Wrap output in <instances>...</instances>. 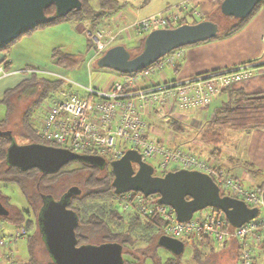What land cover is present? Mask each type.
Masks as SVG:
<instances>
[{"label": "built area", "instance_id": "1", "mask_svg": "<svg viewBox=\"0 0 264 264\" xmlns=\"http://www.w3.org/2000/svg\"><path fill=\"white\" fill-rule=\"evenodd\" d=\"M164 13L165 11L143 19L132 27L149 33L153 29L176 25L178 15L165 16ZM87 34L91 38L95 55H100L107 49V45L101 42L104 33H91L88 30ZM175 55H178L177 50L167 60L172 62ZM162 63H159L160 67ZM248 68L244 66L220 74L223 75L220 79L225 80L220 82L221 86L227 85L231 80L244 78ZM154 69L152 66L147 67L139 73L120 76L121 78L111 76L98 88L90 84L79 86L59 75V80L67 82L68 85L74 84L81 89L84 96L75 95L67 87L60 88L54 96L43 99L38 106L39 115L35 118L38 140L42 144L68 149L74 153L98 155L108 163L121 158L128 149L135 150L141 160L148 164V161L156 160L158 175L179 169L196 170L209 175L228 196L242 200L248 207H256L257 217L240 227H232L221 212L209 208V211L197 216L193 214L188 221L179 222L173 209L158 203L156 195L145 197L134 192L123 194V200H120L119 204L125 210L134 203L136 213L143 220L157 218L161 223V235L181 241H195L206 237L213 241L215 247L228 240H234L239 250L236 264H253L257 253L255 245L262 246L264 251L263 191L244 188L233 177L216 169L210 161L193 152L169 148L148 132L146 113L157 105L166 109L167 98L176 100L180 108L204 106L219 90L210 82L204 88L196 90L190 88V81L162 87H144L143 84L149 81L150 73ZM3 74L4 70L0 67V75ZM25 235L26 229L19 227L15 228L10 238L15 240ZM7 243L4 237H0V250L5 248ZM9 261L6 264H12Z\"/></svg>", "mask_w": 264, "mask_h": 264}, {"label": "water", "instance_id": "2", "mask_svg": "<svg viewBox=\"0 0 264 264\" xmlns=\"http://www.w3.org/2000/svg\"><path fill=\"white\" fill-rule=\"evenodd\" d=\"M263 0H222L219 8L223 16L242 19L252 13ZM54 6L55 16L63 17L71 10L81 8L80 0H0V49L19 36L39 25L50 23L54 16L45 10ZM218 26L209 20L195 24H181L174 28L151 30L144 38L142 50L130 56L122 45L106 49L98 58L97 66L128 75L151 66L173 50L213 39ZM11 140L6 150V162L22 171L37 169L43 174L57 172L70 161H80L98 167L105 160L98 155L79 154L68 149L42 143L17 144L10 131H0ZM113 175L111 186L114 193L128 192L143 196L157 195V202L169 206L179 222L188 221L192 215L205 208L221 212L232 227H240L257 217L258 209L248 207L242 200L221 195L213 179L196 170L179 169L155 175L153 167L142 161L135 150H126L121 158L109 163ZM73 186L63 201L49 200L41 209L37 222L44 244L54 264H123L121 246L117 243L99 245L76 244L77 216L66 205L71 195L80 194ZM8 211L0 203V216ZM157 244L173 255L183 252L181 240L161 235Z\"/></svg>", "mask_w": 264, "mask_h": 264}, {"label": "trees", "instance_id": "3", "mask_svg": "<svg viewBox=\"0 0 264 264\" xmlns=\"http://www.w3.org/2000/svg\"><path fill=\"white\" fill-rule=\"evenodd\" d=\"M80 2L81 8L79 10H71L63 17L55 16L54 6L48 7L45 10V14L47 16H54V18L50 23L39 25L38 27L49 26L61 22H88L90 27L95 29L99 22L102 21L103 23L104 16L115 14L123 7L126 0H80ZM262 4H264V0L255 5L256 7L253 9L252 13L242 19L229 17L230 23L228 25H217L218 31L214 38L226 37L238 31L249 17L253 15V12ZM204 20L210 21L211 19L205 18ZM195 23L197 22H188L184 17L179 19L178 25ZM21 36L10 44H14ZM144 38L138 39L136 45L133 47L132 50H135L136 54L142 50ZM8 45L0 49V51L7 50ZM90 47L93 50L92 44H88V48ZM102 54L103 52L100 56ZM51 61L61 68L68 69L78 65L80 58L75 54L63 52L59 47H56L52 50ZM158 61L159 60L155 63ZM4 69L7 70V63L4 64ZM142 70L131 74L139 73ZM117 75L124 76L119 73H117ZM62 84L63 81L61 80L35 79L34 76H31L16 88L6 91L0 98V102L7 99L9 100V98L13 96V99H15L19 94L22 95L21 93L26 92V94L38 96L37 105L39 106L43 99L49 97L47 95L49 91L54 90L56 92L60 89ZM227 94V101L213 109L211 117L202 123L195 133H193V136L187 135L188 130L186 126L188 124L172 115H169V119L165 121L166 128L173 133L175 137L181 139V143L189 142L190 144L193 139L199 142L200 149L201 146L208 147L209 157H217L220 155V147L226 143V136L229 132L243 134H247L253 130L264 132V93L247 94L241 89H231ZM14 102L11 103L12 108L10 105L11 110L14 108ZM29 112L30 110L28 109L21 112L19 125L17 127L18 131L27 143H40L37 140V130L30 123L31 118ZM156 112L158 113V110H156ZM9 117L10 116L0 121V131L8 130L7 125L9 123L8 121H10ZM12 132L13 131H11V136L13 141ZM10 142L11 140L8 135L0 134V182H14L20 185V189L29 201L30 210L34 213L35 230L37 229V234L33 236V239L31 236H28V247H30L31 251L28 259L19 264H54L45 247L37 218L42 209L40 194L52 193L51 188H53L56 178L59 177L60 174H63V171L43 174L37 169L22 171L17 167L8 165L6 162V150ZM176 148L180 147H175V149ZM187 149L188 151L190 150V152H195L192 147ZM201 151H198L197 156L201 157V154H203ZM80 164L84 168L83 170H86L85 168H87V165L83 162H80ZM244 166L248 170L249 165L244 164ZM78 172H80V170L70 171V173ZM88 173L87 176L81 177L80 181V185L84 191L74 198L76 200L75 215L77 216V226L75 228L76 244L99 245L103 243H117L121 246L123 264H145L147 260H150L153 264H161V259L157 254V249L161 248L157 244V239L161 236L160 221L157 218H151L145 221L137 213V215L135 214V216L132 217L130 213H124L126 212L125 210L123 213H120L114 205L117 201L116 199L121 197V195L115 194L111 186L113 178L111 171L109 170L108 173H106L107 175L101 177L91 172ZM261 190L264 194L263 188L260 187L256 189L257 192H261ZM220 194L227 195L222 189L220 190ZM103 195L104 198H102ZM37 202L38 204H36ZM0 203L8 211L6 216H0L1 222H9L15 228L24 227L26 231L29 229V226L33 222L30 219H25V211L23 209L11 205L8 202V198L2 196L1 193ZM112 226L114 228H112ZM147 227L149 228L146 231L145 228ZM155 228L158 232L154 231ZM39 239L42 240V248L50 259L46 263L39 262L37 258L36 248L38 247V243H40ZM138 240L143 241L146 245L144 247L135 246ZM182 242L184 246L185 244L191 243L192 257L195 260L199 259L198 253L200 250L202 252L203 250L209 249L210 252L214 248L213 241L206 237H200L195 241L182 240ZM199 247L200 249H198ZM123 256L128 257L130 260L124 259ZM179 256L180 255L172 254V257L166 258L163 264H181Z\"/></svg>", "mask_w": 264, "mask_h": 264}, {"label": "crops", "instance_id": "4", "mask_svg": "<svg viewBox=\"0 0 264 264\" xmlns=\"http://www.w3.org/2000/svg\"><path fill=\"white\" fill-rule=\"evenodd\" d=\"M139 1L141 0L137 2L139 3ZM142 1L143 3L147 2V0ZM152 1L153 0H149V3ZM219 1L222 0H176L172 4L166 3L164 6H161L162 3L159 2L155 7L149 9L147 13H138V17L136 18H146L158 12H162L166 8L176 6L179 8V11L184 12L188 18L199 20V18H202V15H204L200 12V8L203 9L204 7V10L208 14L216 8L217 4L219 5ZM191 8H195V10ZM177 15L181 18L179 14ZM186 16L184 17L187 20ZM78 24L75 31L83 33L82 29L86 26L84 25L85 23ZM85 28L87 29L88 27L86 26ZM29 38L30 39H27L26 43L16 41L14 44L10 45L7 50L0 53V67L4 70V74L0 75V98L6 91L16 88L22 82L28 80L31 77L30 74L39 72L37 68L30 66L31 63H33L32 48L34 45L29 42H32L31 40L34 39H31L32 37ZM179 51L180 53L175 56L172 62H163L160 67L159 63L164 60L161 59L160 62L154 64L152 67L155 69L150 75H154L158 72L156 73L157 76L154 78L149 76V81L143 84V86L162 87L166 82L169 84H182L183 81L194 80L201 76L214 77L213 79L207 80L205 84L194 81L190 83V88L197 90V88H204V86L210 82V84L219 90V93L211 98L208 105L203 107L196 106L189 110L188 113H183L176 100L172 101L170 98H167L166 109H161L157 105V107H154L146 113V120L149 124L148 132L152 137L156 138L162 144L165 143L164 145L168 147L187 149L190 148L191 142L190 144L189 142L181 143L182 140L175 137L166 126L165 129L162 130L159 129V127L153 126V122L150 118L153 117V115L155 117H157V115H172L176 118H179L177 117L178 115H205V120H207L211 117L214 108L227 101V93L231 89H241L247 94L264 93V4L260 5L242 27L233 34L181 47ZM5 63H7V70L4 69ZM244 66L249 67L247 76H244V78L240 80H231L227 85L221 86L220 82L225 80H220V76H223L220 74L232 72ZM165 67H167L170 73H167ZM49 73L50 72H48V74ZM114 76L117 77V75ZM69 88L71 89V87ZM155 109L158 110V113ZM225 141L226 143L220 147L221 153L219 156L209 157V148L205 146V151L199 149L202 153H205L201 154V156L205 157L204 159L207 161H210L216 169L218 168L220 171L233 177L244 188L256 190L261 187L264 189V132L260 130H253L247 134L229 132ZM244 164L249 165L248 170ZM5 230L6 227L3 222L0 221V237H4ZM255 247L257 253L253 264H264V251L262 250V246L255 245ZM198 249H200V247ZM202 254H207L205 257L209 256V258L206 259L207 263L210 260L211 263L216 260L223 264H236L239 250L234 240H228L219 247L214 246L213 250L210 252L209 249L203 250L202 252L200 250L198 253L199 261L201 264H204L205 258H201L203 256ZM0 256V264H6L9 258L13 257L8 245L0 250ZM171 257L172 254L170 253L167 258ZM9 262L12 261L10 260ZM19 263L20 262H18V264Z\"/></svg>", "mask_w": 264, "mask_h": 264}, {"label": "rangeland", "instance_id": "5", "mask_svg": "<svg viewBox=\"0 0 264 264\" xmlns=\"http://www.w3.org/2000/svg\"><path fill=\"white\" fill-rule=\"evenodd\" d=\"M137 1L138 0H127L126 3L123 5V7L119 11H117L115 14L104 16L103 23L102 21L99 22L97 25V28L95 29L91 28L88 22H83V24L85 23L84 25L88 27L87 29L85 28L86 26L83 27L82 29L83 33L75 31V28L79 25L78 23H75V22H61V23L52 24L49 26H42V27H38V28L31 30L27 34L25 33L17 41H20V43H26L27 39H30L29 37H32L31 39H34V40H31L32 42H29V43H33L34 45V47L32 48L33 63H31L30 66L33 68H37V70L39 71L36 74H30V75L34 76L35 79L43 78V79H48V80H59V75H60L66 80H68L69 82L78 84L79 86H86L88 84H90L92 87H97V88L103 86L104 82L107 79H109L111 76L117 75V73L111 70H108V69L99 68L97 66L96 58L100 57V55L99 54H98L99 56L95 55L92 48L91 47L88 48V44H92L91 38L87 34L88 30L91 33L92 32L93 33L95 32L104 33L105 36L103 37L101 42L107 45V49L114 45H122L130 53V56H134L136 55V52L135 50H132V49L136 45V42L138 41V39L144 38L148 34V32H143V31L137 30L134 27H132L134 23L136 24L140 23L143 19L148 18L146 17L142 19H137L136 17H138V13L140 14L147 13L149 9L155 7L156 4H158L159 2L162 3L161 6H164L166 5V3H169V4L174 3L176 0H153L150 3H149V0H147V2L145 3H143L142 0L139 1V3ZM220 3L221 1H219V5ZM219 5L217 4L216 8L213 11H210L208 14L204 10V7L203 9L200 8L199 9L200 12L204 15H202V18L200 17L199 20H194V19L192 20V18H188L186 14L184 12H180L179 8L176 6H171L170 8H166L164 10L165 11L164 15L168 16V15L175 13L176 15L179 14L181 18L186 16L188 22L189 21L199 22V21L204 20L205 18H210L211 19L210 21L216 25H219V24L228 25L230 23V18L228 16H223L221 14ZM191 9L195 10V8H191ZM179 19L176 25L170 26L168 27V29L178 26ZM10 45H8V47H10ZM56 47H59L63 52H67V53H71V54H75L79 56L80 61L78 65L72 68L65 69V68H61L53 64L51 61V53H52V50ZM179 49L180 48L176 49L178 54L180 53ZM176 50H173L170 53L166 54L165 56L160 58L158 62H160L161 59L162 60L164 59L161 62L170 63L167 60V58ZM2 51H0V53H2ZM90 56L92 59L91 61H89ZM175 56H173L172 61L175 58ZM165 68L167 70V73L168 72L170 73L167 67ZM48 72L50 73L48 74ZM156 73L154 75L151 74L150 76L154 78L155 76H157ZM117 76L121 78L120 75H117ZM207 80H210V76L208 77L201 76L194 80H186V81L202 82L203 84H205ZM186 81H183L182 84ZM165 84H169V83L166 82ZM176 84H180V83H176ZM67 87H71L72 89L71 91H73L75 95L84 96L82 91L79 88H77L74 84L68 85L67 82H63L60 88H67ZM21 94L22 95L19 94L18 96H16L15 99H13L14 97L13 96V97H10L9 100L7 99L5 101L0 102V121L10 116L9 117L10 121H8L9 123L7 125V128L13 131L12 132L13 141L17 144H28L27 141L21 137V134L18 131L17 127L19 125V118H20L21 112L24 111L25 109H28L30 110L29 112L30 118H31L30 123L32 124L34 128H36L35 118L39 115L38 114L39 110H38V105H37L38 96L26 94V92H23ZM55 94L56 92L54 90L49 91L47 93L49 97L54 96ZM12 102H14L13 110H11ZM10 105H11V108H10ZM193 107H196V106H193ZM193 107L181 108V109L183 113H188V111L193 109ZM200 107H203V106H200ZM157 117H160V118H157ZM157 117L153 115V117L150 118L153 122V126L159 127V129L161 130L165 129L164 121H167L169 119V115H157ZM177 117L182 119L184 123L188 124L186 127L188 130L187 135L189 136H193L194 135L193 133H195V131L205 121V115H178ZM38 142L40 141L38 140ZM190 147H192L193 150L195 151L193 153L197 155L200 149L199 142H197L196 140L194 141L192 139ZM169 148H172V147H169ZM173 149H175V147H173ZM201 149L203 151L204 147L201 146ZM181 150L188 151V149H184V148ZM188 152H190V150ZM202 157L203 156H201V158ZM148 162L155 170V174L158 175L156 160H151ZM83 169L84 168L80 164V161H77V160L70 161L69 163L62 166L59 171H63L62 172L63 174L59 175V177L56 178L53 184L52 194L58 197V195H60L61 193L66 191V189L72 186L78 187L81 190V192L84 191V189L80 185L81 177L83 178L87 176L89 173L85 172ZM109 169H110V166H109ZM72 170H80V172L70 173V171ZM104 174H105L104 172H100L98 176L101 177V176H104ZM0 193L2 196H6L8 198V202L11 205L16 206L20 209H23L25 211V219L26 220L30 219L33 222L29 226V229L27 230V235L16 238L15 240L10 238V235L15 231V227L9 222L3 223L4 226L6 227V230L4 231V238L8 242L7 243L8 248L10 249L12 256H13L11 258V261L13 262V264L14 263L18 264V262H22L28 259V256L31 252L30 247H28V236H31V238L33 239V236L37 234V229L35 230L36 227H35V222H34V213H32V211L30 210L29 201L24 196L22 190L20 189V185L18 183L0 182ZM122 196L123 194L121 195V197H118L116 199L117 201L115 200L116 203L114 205L117 207V210L120 213L124 212V209H122V207L119 204L120 200H123ZM102 198H104V195L102 196ZM36 204H38V202ZM125 211L126 212L124 213H130L131 216L134 217L136 214V211L134 209V203L129 205L128 208L125 209ZM207 211H209V208H205L203 210H200L194 213V216H197L199 213H204ZM112 228L114 227L112 226ZM148 228L149 227L145 228L146 231ZM154 231L158 232L156 228L154 229ZM39 241L40 243H38V247L36 248L37 258L39 262L46 263L50 259L47 256L44 249L42 248V240L39 239ZM145 245L146 244L140 240H138L135 243V246H138V247H144ZM216 251H220V250H216ZM157 254L159 258L161 259V264H163L164 260L170 255V253L163 248H158ZM202 255L203 256L201 258L202 259L205 258L204 264H223L216 260L212 261L213 263H211V260L207 263L206 259H208L209 256L205 257L207 254H202ZM123 257L126 260H130L126 256H123ZM179 258H180L181 264H201L199 259L195 260L192 257L191 243L185 244L183 252L180 254ZM145 264H153V262H151L150 260H147Z\"/></svg>", "mask_w": 264, "mask_h": 264}, {"label": "flooded vegetation", "instance_id": "6", "mask_svg": "<svg viewBox=\"0 0 264 264\" xmlns=\"http://www.w3.org/2000/svg\"><path fill=\"white\" fill-rule=\"evenodd\" d=\"M7 131H10V130L8 129ZM10 134H11V131H10ZM86 154H89V153H86ZM85 165H87V168H85L86 170H84V171H88V172H91L92 174H96V175H98L100 172H104L105 173L104 175H107L106 173H108V171L111 170V169H109V166H108L109 163L107 161H105V163L101 167H98V166H95V165H89V164H86V163H85ZM60 175H62V174H60ZM68 189H66V191H64L63 193H61L60 195H58V197L54 196L52 193H45L44 195L40 194V197H41V200H42V206H41V208H43L49 200H54V201H58V202L59 201H63V197L66 194V192H67ZM52 190L53 189L51 188V191ZM78 195H71L69 198L66 199V203H67L66 207L69 210L73 211L74 213H75V202H76V200L74 198L77 197Z\"/></svg>", "mask_w": 264, "mask_h": 264}, {"label": "bare ground", "instance_id": "7", "mask_svg": "<svg viewBox=\"0 0 264 264\" xmlns=\"http://www.w3.org/2000/svg\"><path fill=\"white\" fill-rule=\"evenodd\" d=\"M80 195V194H79ZM158 225V224H157Z\"/></svg>", "mask_w": 264, "mask_h": 264}]
</instances>
